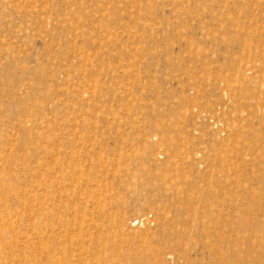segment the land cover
Returning <instances> with one entry per match:
<instances>
[{
    "label": "rangeland",
    "instance_id": "374dc122",
    "mask_svg": "<svg viewBox=\"0 0 264 264\" xmlns=\"http://www.w3.org/2000/svg\"><path fill=\"white\" fill-rule=\"evenodd\" d=\"M43 263L264 264V0H0V264Z\"/></svg>",
    "mask_w": 264,
    "mask_h": 264
},
{
    "label": "bare ground",
    "instance_id": "6f19581e",
    "mask_svg": "<svg viewBox=\"0 0 264 264\" xmlns=\"http://www.w3.org/2000/svg\"><path fill=\"white\" fill-rule=\"evenodd\" d=\"M102 159V158H101ZM104 163V162H103ZM79 164V163H78ZM81 164V163H80ZM78 168H79V166H78ZM75 210V209H74ZM80 228V227H79ZM72 230V229H71ZM76 231V230H75ZM39 232V231H38ZM37 232V233H38ZM51 234V233H50ZM78 234V233H77ZM37 237V236H36ZM42 237V236H41ZM48 239V238H47ZM60 239V238H59ZM70 239V238H69ZM71 240V239H70ZM48 241V240H47ZM84 242V241H83ZM38 243H39V241H38ZM42 243V242H41ZM45 243V242H44ZM82 244V243H81ZM142 244V243H141ZM36 245V244H35ZM48 245V244H47ZM38 246V245H37ZM84 246V245H83ZM87 246V245H86ZM82 247V246H81ZM43 248V247H42ZM83 248V247H82ZM45 249V248H44ZM87 250V249H86ZM41 253V252H40ZM63 254V253H62ZM11 255V254H10ZM56 255V254H55ZM12 256V255H11ZM80 256V255H79ZM10 258V257H9ZM59 260V259H58ZM76 260V259H75ZM87 260V259H86ZM11 261V260H10ZM57 262V261H56ZM42 263V262H41ZM44 264V263H43Z\"/></svg>",
    "mask_w": 264,
    "mask_h": 264
}]
</instances>
